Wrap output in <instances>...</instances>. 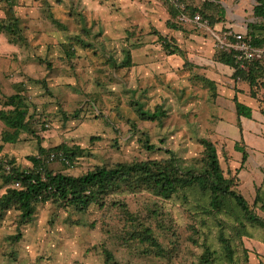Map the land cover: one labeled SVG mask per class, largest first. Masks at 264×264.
<instances>
[{
  "label": "rangeland",
  "instance_id": "obj_1",
  "mask_svg": "<svg viewBox=\"0 0 264 264\" xmlns=\"http://www.w3.org/2000/svg\"><path fill=\"white\" fill-rule=\"evenodd\" d=\"M48 3L47 14L37 13L33 2L21 5L26 45H13L0 32V98L21 88L31 113V131L16 143L4 144L3 155L26 169L38 144L52 148L65 143L81 150L73 164L53 159L48 166L80 175L97 165L164 158L166 149L182 164L193 163L203 149L199 139L205 137L216 144L223 170L235 174L241 153L234 142L239 141L248 158L235 174L237 188L263 215L253 206L255 188L264 195L262 152L249 140L238 139L235 111L223 104L219 108L216 91L183 66L178 55L163 49L158 33L169 36L168 23L176 22L165 0ZM247 7L242 15L246 24L256 20L252 7ZM232 13L227 7L224 21ZM8 52L18 55L12 58ZM252 99L254 116L261 120L264 87L257 86ZM156 106L166 111L159 121L142 120L136 113L138 107L152 111ZM251 135L264 140V123ZM144 140L154 148L147 149ZM5 188L0 178V195ZM109 199L123 200L141 223L149 225L161 250L129 239L130 224L115 207L92 204L79 212L38 201L31 220L20 226L15 209L5 212L0 221V264H105L104 248L120 264H196L203 243L218 251L216 264H229L217 241L222 228L232 240L236 264H264V232L258 226L247 224L239 238L237 222L208 216L181 200H163L145 191ZM17 232L20 236L14 239Z\"/></svg>",
  "mask_w": 264,
  "mask_h": 264
},
{
  "label": "trees",
  "instance_id": "obj_2",
  "mask_svg": "<svg viewBox=\"0 0 264 264\" xmlns=\"http://www.w3.org/2000/svg\"><path fill=\"white\" fill-rule=\"evenodd\" d=\"M165 1L169 6L170 17L182 23L177 18L178 10L168 0ZM182 1L185 3V11L188 15L198 12L210 23L224 22V7L217 4L216 9H213L207 1L201 5L190 4L187 0ZM45 2L44 0L42 9L47 14L49 4L47 5ZM9 10H12L11 7ZM252 14L256 20L246 24V35L250 37L253 46L264 48V0H254ZM168 27L175 29L177 25L169 22ZM0 32L5 33L11 43H24L20 18L14 14H7L4 19L0 20ZM158 39L162 42L163 48H169V54L180 53L178 47L172 46L170 41L173 39H168L159 33ZM215 59L233 69L231 78L235 82L246 83L252 98H254L257 86L264 87L263 60H252L242 68L232 51L222 49L217 51ZM128 60L126 62L130 63ZM187 64L185 61L184 65ZM199 80L210 90L216 91L213 81L203 77ZM19 89L0 98V121L4 126L0 130V178L6 184L5 191L0 195V221L5 212L11 208L18 212V226L30 221L38 201H50L57 208H72L79 212L86 211L92 204L100 208L110 206L119 209L120 213L127 218L130 224L129 239L134 243L139 242V245L146 243L148 249L157 252L161 248L153 235L152 228L141 223L138 217L129 211L123 200H108V197L116 194H133L145 191L159 199L181 200L208 216L214 218L224 216L230 222H237L235 227L237 236L244 234L243 230L247 224L258 226L264 232V195L261 193V188H255L253 199V206L262 212L261 216L253 210L237 188L239 181L235 174L243 168L248 158L247 152L238 143L239 141L234 142L235 151L241 153L240 165L235 170V174H231L229 170L226 172L223 170L216 144L205 137L199 139V143L203 147L200 158L189 164H182L180 159L166 149L168 156L164 158L97 165L80 175H71L55 171L47 163L58 159L65 166H69L78 157L77 153L81 152L79 147H69L65 143H61L52 148H45L38 144L37 154L28 157L31 163L30 167L21 169L2 152L4 144L16 143L22 133L31 131L29 104L22 94V89ZM232 100L237 117L251 118L252 109L250 106L240 102L236 96ZM136 113L140 119L150 121H159L166 116V111L161 106H156L152 111L138 107ZM241 139L242 136L239 140ZM143 145L150 150L154 148L148 144V140H144ZM51 154H53V158H50ZM219 224L223 227L221 221ZM19 236L20 232H17L13 238L18 239ZM238 237L240 238V236ZM217 241L227 262L236 264L235 248L232 240L225 235L223 228L218 232ZM217 254L216 249L203 243L196 264H216L219 258ZM103 255L105 264H120L108 249H103Z\"/></svg>",
  "mask_w": 264,
  "mask_h": 264
},
{
  "label": "crops",
  "instance_id": "obj_3",
  "mask_svg": "<svg viewBox=\"0 0 264 264\" xmlns=\"http://www.w3.org/2000/svg\"><path fill=\"white\" fill-rule=\"evenodd\" d=\"M41 1L42 2H39L38 6L35 5L37 1L34 0H29L27 2L26 0H0V20L4 19L7 14H14L15 16L19 17L20 10L22 9L21 5L25 4L26 6L27 4H31L32 2L34 8L37 6V13L41 12L43 11L42 5L44 0ZM45 1V3H47L48 5L49 0ZM187 1L193 5H201L204 1H207L211 4V7H213V9H216V5L218 4L224 7L225 14H227V7H229L233 11V13L228 17V20H225L224 22L212 23V27L215 30L230 28L233 32L246 33V23L242 22L244 21L242 15L246 12V10L249 9L247 5L253 7L254 0ZM49 6L51 5L49 4ZM10 7L12 10H9ZM176 22H172L174 25H177L175 29L169 27V36L163 35L165 37L167 36L168 39H173V42L175 41L173 43V46L178 47L180 53L174 54L178 55L179 58L182 59L181 64L183 66H185V61H187L188 64L186 66L192 69V72L196 74L197 78L200 79L203 77L214 82L217 94L215 100L216 104L220 105L219 108H221V105L223 104L230 107L231 110L235 111V106L232 100L234 96H236L240 102L251 107V118H245L243 116L237 117V115L235 117V124L239 130L238 139L240 138V136H242L245 141L249 140L250 142H252V144H254L257 149L262 152L261 155L262 157H264V140L256 139L253 137V135H251V133H255L256 130L261 131V129L263 128L264 116L262 115L261 120L258 115L254 116L255 103L253 102L252 97L249 95V86L244 82H235L231 78L233 69L230 66L220 63L215 59L216 53L219 48L216 46L215 40L210 37L206 29L198 26L194 22H184L181 25L176 24ZM6 41L9 42L8 38L6 39ZM26 41L27 40H24V43L22 45H26ZM11 44L16 45L15 43ZM14 53L15 52H8L7 56L14 55L12 56V58L17 57V52L16 54ZM2 55L6 54L2 53ZM219 131L223 132L222 130ZM235 140H233V142Z\"/></svg>",
  "mask_w": 264,
  "mask_h": 264
},
{
  "label": "built area",
  "instance_id": "obj_4",
  "mask_svg": "<svg viewBox=\"0 0 264 264\" xmlns=\"http://www.w3.org/2000/svg\"><path fill=\"white\" fill-rule=\"evenodd\" d=\"M178 10V20L181 22H194L206 29L212 39L215 40L219 49L232 51L240 67L244 68L247 62L255 59L264 61V48L255 47L251 44L250 37L244 32H233L230 28L215 30L208 19L200 13L191 15L186 13L185 3L182 0H168ZM50 158H53L51 154ZM18 185V183H16Z\"/></svg>",
  "mask_w": 264,
  "mask_h": 264
}]
</instances>
